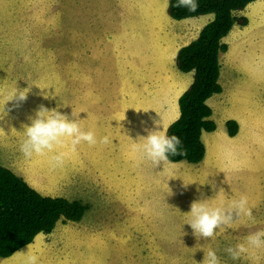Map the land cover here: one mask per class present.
<instances>
[{
	"label": "rangeland",
	"instance_id": "374dc122",
	"mask_svg": "<svg viewBox=\"0 0 264 264\" xmlns=\"http://www.w3.org/2000/svg\"><path fill=\"white\" fill-rule=\"evenodd\" d=\"M145 1L0 0V165L45 196L85 201L88 206L80 224L59 222L51 235L37 236L12 257L0 258V264H27L30 256L37 257V264H202L208 250L216 252L220 264H264V249L256 250L254 258L245 254L238 260L225 251L244 243L250 233L264 230V0L238 13L248 19L247 26H235L223 40L228 46L220 57L223 92L213 96L209 105L219 130L214 137L226 138L214 141L208 136L207 145L213 144L201 164L205 173L190 170L163 182V168L150 169L144 161L128 166L122 161L126 148L117 149L109 141L107 155L116 158L118 167L103 172L101 187L93 182L83 185L75 170L69 173L70 144L58 150L65 153L58 166L52 160L56 153L26 158L20 151L26 139L23 125L31 124L29 118L35 117L40 105L58 108L69 118L71 105H77L85 129L87 96L89 103L106 99L102 105L108 104V96L91 93L78 96L76 104L71 96L72 89L77 90L71 81L73 65L77 58L85 60L78 67L83 78L95 70L113 73L114 65L112 71L109 65L98 64V56L86 58L83 53L99 49L102 46L95 40L113 34L108 27L110 10L130 7V12ZM97 22L106 32L94 31ZM183 23L176 26L178 30L186 28ZM24 90L25 101L12 100ZM228 120L239 124L234 138L227 137ZM101 124L110 128L114 122L100 116ZM85 131L101 138L94 127ZM78 149L84 157L97 150L86 143ZM33 158L38 163L35 168L28 164ZM241 196L248 197L253 218L241 217L214 238L198 240L188 224L192 217L186 215L191 204L209 201L212 207H227Z\"/></svg>",
	"mask_w": 264,
	"mask_h": 264
},
{
	"label": "crops",
	"instance_id": "0c3cea01",
	"mask_svg": "<svg viewBox=\"0 0 264 264\" xmlns=\"http://www.w3.org/2000/svg\"><path fill=\"white\" fill-rule=\"evenodd\" d=\"M137 5L141 6L134 7L130 12V7H121L118 9L121 11L110 10L108 15L112 16V19L109 20L108 27L111 28L113 34L110 37L101 36L95 40L96 44L102 46L99 49H102L103 45L106 46V49H94V52H90L89 55L88 52L85 53L86 58L91 55L98 56V64L103 67L109 65L112 71L114 65L113 73L95 70L87 73L83 78L79 75L78 67L80 63H85V60L77 58L76 65H78L75 67L73 65L71 81L72 86L76 87L77 90L72 89L71 96L76 98V104L77 97L81 94L91 93L92 96L96 97L102 98L103 95L104 98L109 97L108 104L105 106L102 104L106 102V99L101 103L99 100L89 103V95L87 96L86 118L88 124L84 130L94 127L101 138L107 136L109 141H112L111 144L115 145L114 147L117 149L126 148L124 155H122V161L128 166H133L137 161H144L148 163L146 167L150 169L152 167L159 170L163 168L161 176L163 182L171 179L173 175L181 172L188 173L190 170L197 174L205 173L206 171L202 169L201 164L208 157V148L213 144L207 145L208 136H211L214 141L220 139L223 141L226 138L221 136H225V133L220 134V139L214 137L217 136V133L219 134V130L211 134H203V142L205 140L206 143L207 140L205 145L206 156L197 166H190L185 161L178 163L168 161L158 166L154 165L144 158L142 150L138 147V142L139 137L147 136L148 133L145 129L157 130L154 121L161 122V127L167 133L168 127L179 118L178 101L192 84L193 73L179 71L176 58L181 48L197 39L201 30L212 20L213 16L205 15L176 21L170 18L167 13V0H146L143 5L141 3H137ZM130 16L133 18L130 19ZM201 17L203 20L200 19ZM183 22L187 23V26L183 31H180L176 26L178 24L184 25ZM99 28L103 29L102 25L97 22L94 31H98ZM104 31L106 32V30ZM81 57L84 56L81 55ZM112 74L113 77L110 82ZM79 82L85 84L79 87ZM118 89L119 93L116 95ZM122 102L123 104H120ZM73 111L78 117L73 116ZM100 116L106 117L108 122L109 120L114 122V125L110 128L106 124L98 125ZM81 118L82 114L77 105L73 107L71 105L70 119L81 120ZM122 131L129 135L126 138H121L119 134ZM109 134L112 136L109 137ZM227 137L229 136L227 135ZM101 138H97V140L99 141ZM121 140L124 141L120 142ZM110 142L108 144L97 143L93 146V149L96 148L97 150L91 157L88 154L85 157L80 155L78 147L76 151H72L70 146V173L75 170L81 177L83 185L93 182V185L101 187L100 179L103 172L118 167L116 166L118 162L116 158L107 155V146ZM116 157L121 156L117 155ZM28 164L34 168L38 166L35 158H33V163L28 162ZM90 170H92V174L89 173ZM114 174H116L114 176L118 175L117 173ZM124 201H130V199ZM82 220L71 224H80Z\"/></svg>",
	"mask_w": 264,
	"mask_h": 264
},
{
	"label": "trees",
	"instance_id": "16d2710c",
	"mask_svg": "<svg viewBox=\"0 0 264 264\" xmlns=\"http://www.w3.org/2000/svg\"><path fill=\"white\" fill-rule=\"evenodd\" d=\"M256 1L196 0L197 11L189 12L175 7L176 0H168L167 13L173 20L213 16L176 58L178 70L192 72L193 81L179 98V118L167 129V135L181 139V150L186 155H170L169 162L200 164L205 159L203 134L217 130L208 101L223 92L220 57L228 51L223 40L235 26H247L248 19L238 13ZM225 127L230 138L238 135L237 121L228 120ZM87 210L88 206L80 201L41 194L22 176L0 165V258H10L33 244L37 236L53 233L59 222H80Z\"/></svg>",
	"mask_w": 264,
	"mask_h": 264
},
{
	"label": "clouds",
	"instance_id": "9594fccd",
	"mask_svg": "<svg viewBox=\"0 0 264 264\" xmlns=\"http://www.w3.org/2000/svg\"><path fill=\"white\" fill-rule=\"evenodd\" d=\"M175 7L195 12L198 9V4L196 0H176ZM27 94V90L20 91L18 95L16 92L12 100L15 98L18 102L25 101ZM73 116H77L74 111ZM29 119L31 124L23 125V134L26 139L20 146V151L26 158H31L34 154L44 156L48 153H56L52 160L58 166L63 163L65 156L64 152L58 150L69 144L71 150L76 151L77 147L84 143L89 146H95L97 143H109L107 136L98 141L93 131L84 130L82 121L70 119L58 108L50 110L44 105H40L35 112V117ZM154 124H156L157 130L145 129L148 133L147 136L139 137L138 147L142 150L146 160L158 166L168 162L170 155H186L181 150L182 141L178 136L167 135L164 128L161 127V122L154 121ZM248 205L247 196H241L239 200H234L227 207H212L209 205V201H194L190 206V213L186 214L192 217L188 224L198 240L201 237L204 239L214 238L218 235V230L223 231L226 227H231L241 217L252 219V210ZM260 249H264V230L250 233L245 237L244 243H238L235 247H229L225 251L231 259L238 260L245 254L254 258V252ZM27 264H37V257L30 256ZM202 264H220V260L215 251L208 250L205 252Z\"/></svg>",
	"mask_w": 264,
	"mask_h": 264
},
{
	"label": "bare ground",
	"instance_id": "6f19581e",
	"mask_svg": "<svg viewBox=\"0 0 264 264\" xmlns=\"http://www.w3.org/2000/svg\"><path fill=\"white\" fill-rule=\"evenodd\" d=\"M167 1H168V0H167ZM245 11H246V10H245ZM245 11H244V12H245ZM239 13H240V12H239ZM241 13H242V12H241ZM241 30H242V29H241ZM80 38H81V37H80ZM104 40H105V39H104ZM106 40H107V39H106ZM87 48H88V46H87ZM78 49H79V48H78ZM79 50H80V49H79ZM91 50H92V49H91ZM93 50H94V49H93ZM93 50H92V51H93ZM82 51H83V50H82ZM89 51H90V50H89ZM85 52H86V51H85ZM83 54H85V53H83ZM83 54H82V55H83ZM88 54H89V53H88ZM120 60H121V59H120ZM87 64H88V63H87ZM77 65H78V64H77ZM77 65H76V66H77ZM80 66H81V65H80ZM85 66H86V65H85ZM84 68H85V67H84ZM81 69H82V68H81ZM75 70H76V69H75ZM76 71H77V70H76ZM80 72H81V71H80ZM82 72H83V71H82ZM77 73H78V72H77ZM84 73H85V72H84ZM86 78H87V77H86ZM90 78H91V76H90ZM78 80H79V79H78ZM88 80H89V79H88ZM91 80H92V78H91ZM1 127H2V126H1ZM0 129H2V128H0ZM69 171H71V170H69ZM69 173H70V172H69ZM71 173H72V172H71ZM84 202H85V201H84ZM84 202H83V203H84ZM86 202H87V201H86Z\"/></svg>",
	"mask_w": 264,
	"mask_h": 264
}]
</instances>
